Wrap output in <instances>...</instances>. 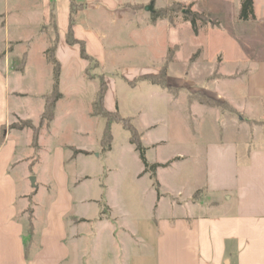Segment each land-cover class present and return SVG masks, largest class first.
Here are the masks:
<instances>
[{
    "label": "crops",
    "instance_id": "obj_1",
    "mask_svg": "<svg viewBox=\"0 0 264 264\" xmlns=\"http://www.w3.org/2000/svg\"><path fill=\"white\" fill-rule=\"evenodd\" d=\"M70 2L0 0V19H3L0 31L7 35L4 45H0V264H264V0L259 23L237 20L239 0L235 4L222 2L215 6L201 4L202 0H185L195 13L227 17L232 12L234 22L246 30L252 42H259V27H262V45L259 43L257 48V53L262 50V56L255 58L254 51L249 52L242 55L238 68L220 72L222 80L244 83L245 92L239 100L232 93L214 92L221 102L230 106V113L220 112L222 125L218 136L208 143L204 144L201 134L197 137L193 130L189 131V146L177 156L191 163L190 169L180 173V186L176 183L177 173L165 171L167 161L146 160L149 165H161L155 171L158 186L157 190L152 188L151 202L140 213L132 207L131 213L122 218L106 216L114 208L105 206L104 215L96 222L97 230L103 233L96 238V242L102 243L98 253L90 250V198L87 189L81 186L89 177L80 174L71 184L64 169V153L58 147L55 152L60 160L52 168L51 183L41 180L42 176L36 172L42 153L41 138L50 133L56 106L49 127L38 134L37 148L31 144L30 129L11 128L12 123L19 121L38 123L43 95L52 88L51 84L46 93L31 90L33 82L38 81L31 67L35 41L42 43L41 65L51 69L44 51L50 41L45 28L52 15L58 33L54 56L60 69H72L76 65L90 79L86 75L88 63L80 58L79 47L69 46L65 41ZM73 2L81 4L75 16H82L87 28L82 30L75 23L73 36L86 44L87 54L95 59L104 52L95 25L107 18V11L125 23L138 13L134 5L124 0ZM25 31L35 33L36 38ZM90 41L95 43L97 54L90 50ZM11 56L25 57L21 71L13 68L15 61L12 59L11 63ZM222 66L223 61L219 68ZM239 68L242 73L236 77ZM142 76L145 75L127 79L122 75V79L129 85ZM167 82L177 87L168 75ZM61 95L59 101L63 99ZM32 98L36 103L28 107ZM184 98V104L195 103L193 98ZM104 108L113 112L106 104V94ZM90 111L91 107L89 117H92ZM149 129L144 127L143 132L148 134ZM142 144L155 147L165 141L152 140L149 144L141 141ZM69 149L74 159L93 153L80 147ZM73 150L87 154L74 156ZM31 178H34L32 183ZM43 194L50 197L46 203L37 201Z\"/></svg>",
    "mask_w": 264,
    "mask_h": 264
},
{
    "label": "rangeland",
    "instance_id": "obj_2",
    "mask_svg": "<svg viewBox=\"0 0 264 264\" xmlns=\"http://www.w3.org/2000/svg\"><path fill=\"white\" fill-rule=\"evenodd\" d=\"M124 1L134 5L133 8L138 10L137 16L125 23L115 13L109 15L108 10L107 18H103L99 24L96 23L95 31L101 35L104 52L102 50L99 59L91 56L96 61L89 64L86 71L91 80L84 76L76 65L72 69H60L59 91L63 94V99L56 105V118L51 125L50 133L43 134L41 138L42 153L39 154L40 160L36 166V172L40 178L42 176L41 180L51 183L52 168L56 167L58 159L60 160V155L57 156L55 152V148L58 147L64 153V169L71 184H74L75 177L80 174L89 177L81 186L87 189L90 198L92 221L88 240L90 250L95 253H98L102 246L100 241L96 242V238L98 234H103L97 230L96 222L104 215L105 206L107 204L113 206V213L106 215L113 218L127 216L131 213L132 207L139 212L151 202L150 193L154 186L150 172L141 173L139 154L137 156L129 145V133L120 123L111 124V149L108 152H101L100 137L105 120L89 117L99 78L103 77L107 85L106 104L109 110H117L119 116L129 118L131 124L140 132L143 143L149 144L152 140L165 141V144L155 147L142 144L145 147L144 157L150 163L167 161L165 171L176 172L178 175L176 183L180 186L182 184L179 179L182 175L180 173L190 169L191 163L177 156H181L189 146L190 139H187L189 131L193 130L197 137L201 134L204 144L208 143L218 136L217 131L222 125L220 112L230 113V106L226 102H223L225 105L220 108L200 106L194 100L195 103L191 106L183 103L184 97L192 99L200 96L222 103L214 92H227L239 97V100L245 92L244 83L222 80L221 73L238 68L242 55L249 52L254 51L255 58L262 56L260 55L262 50L257 53L259 43L262 45V27H259V42H252L246 30L234 22L232 12L228 13L227 17L205 14L212 22L203 26L198 22V32L195 34L189 23L185 25L187 22L184 13L192 12L185 0ZM222 2L235 4L236 0H202L201 4L215 6ZM73 6L75 11L81 9L80 3L73 2ZM146 7H150V10L146 11ZM164 8L173 9L169 12L171 19L160 18L151 24L152 12ZM90 15L94 13L91 12ZM238 18L239 12L237 20L240 23L244 22ZM30 20L28 16L27 21ZM254 20L258 23L262 21V0H256L253 15L248 21ZM2 21L1 18L0 24ZM75 23L82 27V30H87L82 16L76 15ZM25 33L34 36V39L37 36L29 31ZM45 33L50 39L53 37L51 22L45 28ZM6 38L7 35L0 31L1 46L4 45ZM89 44L90 50L97 54L95 43L90 41ZM41 46L40 41H35L31 48V67L38 78V81L33 82L31 90L46 93L52 84V71L50 67L42 66L40 63ZM170 51L172 61L168 64L167 75L177 87L170 86L167 80L166 84L172 91L160 89L148 81L139 79L128 85L122 79V75L127 79L139 75H156L166 65L165 61ZM12 59L18 63L21 57L11 56V63ZM222 61L223 66L220 69ZM241 73L242 70L239 68L235 76ZM29 101L28 107L36 103L34 98ZM30 123L34 130L38 129L39 132L44 128L39 127V121ZM19 124L14 122L11 126ZM144 127L150 128L148 134L143 132ZM70 147L84 148L93 153L74 159L69 152L72 150ZM49 200L47 194L37 198L40 203Z\"/></svg>",
    "mask_w": 264,
    "mask_h": 264
},
{
    "label": "trees",
    "instance_id": "obj_3",
    "mask_svg": "<svg viewBox=\"0 0 264 264\" xmlns=\"http://www.w3.org/2000/svg\"><path fill=\"white\" fill-rule=\"evenodd\" d=\"M240 1V9H239V20L240 21H248L251 19L253 15V0H239ZM177 5V4H176ZM173 9H160L158 11H153L151 14V24H154L158 19L160 18H168L169 12H172ZM76 14V11L74 10L73 6V0L70 2V16H69V24L68 29L65 35V41L66 44L69 46L77 45L79 47V54L80 58L88 63V67L86 71L89 69V64L95 63L94 59L89 56L85 49V44L83 41H79L74 38L73 36V26H74V16ZM185 14V22L189 23L191 28L193 29L194 33L197 34L198 32V25L197 23L200 22L201 26H203L205 23H211L212 21L202 13H195V12H186ZM51 23H52V30H53V37L49 41V45L44 51V57L46 62L51 66L52 69V88L49 93L43 95V111L39 117V127H49L50 123L54 119V112H55V106L57 102L62 98V95L59 91V76H60V65L55 59L54 52L57 45L58 40V33L57 28L54 22L53 15L51 16ZM172 52H168V57L166 59V65H164L159 72L156 75H145L139 78L140 81H148L153 85H156L160 87L161 89H166L167 91H172L171 88L166 84L167 80V67L168 64L172 61ZM25 57L22 56L21 60L18 63H13V68L17 71H21L24 65ZM107 91V85L102 78H99L98 82V88L94 96V100L91 104V111L90 115L92 117H99L103 118L105 120V125L101 134L100 138V146H101V152H108L111 149V142H112V135H111V124L113 122L120 123L121 126L129 133V143L134 146V149L139 154L140 161L144 167V173L150 172V177L154 180V187L157 190V182L155 179V171L158 167H161V165L158 164H152L149 165L144 157L145 149L141 145L140 140V133L137 131V129L131 124L129 118H122L119 116L117 110L113 112H109L104 108V97ZM196 102L202 105H207L211 107H220L222 108L225 103H220L218 101H214L211 99L203 98L200 96L192 97ZM19 125H12L11 128L23 130L25 128L30 129L32 132V138H31V144L34 148H37V138L39 131L38 129L34 130V128L31 126L30 121H19ZM2 142V139L0 143ZM77 154H87L82 151L73 150V155ZM29 230H31V222L29 223Z\"/></svg>",
    "mask_w": 264,
    "mask_h": 264
},
{
    "label": "water",
    "instance_id": "obj_4",
    "mask_svg": "<svg viewBox=\"0 0 264 264\" xmlns=\"http://www.w3.org/2000/svg\"><path fill=\"white\" fill-rule=\"evenodd\" d=\"M145 10H146V11H149V10H150V7H146ZM30 181H31V183H32V182L34 181V178H31Z\"/></svg>",
    "mask_w": 264,
    "mask_h": 264
}]
</instances>
